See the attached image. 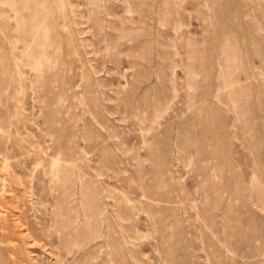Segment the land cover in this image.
<instances>
[{
    "label": "rangeland",
    "instance_id": "374dc122",
    "mask_svg": "<svg viewBox=\"0 0 264 264\" xmlns=\"http://www.w3.org/2000/svg\"><path fill=\"white\" fill-rule=\"evenodd\" d=\"M0 264H264V0H0Z\"/></svg>",
    "mask_w": 264,
    "mask_h": 264
}]
</instances>
